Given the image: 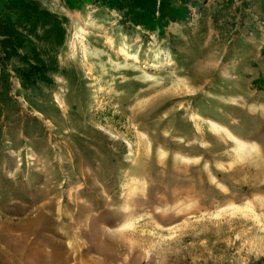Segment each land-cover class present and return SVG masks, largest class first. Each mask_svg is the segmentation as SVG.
Segmentation results:
<instances>
[{"label": "rangeland", "instance_id": "obj_1", "mask_svg": "<svg viewBox=\"0 0 264 264\" xmlns=\"http://www.w3.org/2000/svg\"><path fill=\"white\" fill-rule=\"evenodd\" d=\"M177 1L0 0V264H264V0Z\"/></svg>", "mask_w": 264, "mask_h": 264}, {"label": "trees", "instance_id": "obj_2", "mask_svg": "<svg viewBox=\"0 0 264 264\" xmlns=\"http://www.w3.org/2000/svg\"><path fill=\"white\" fill-rule=\"evenodd\" d=\"M77 1H78L77 3H80L84 0H77ZM94 1H97L98 3H103L106 6L113 7L119 11H126L127 14H130L131 16H134L137 19H141V21H146V24L150 22L152 26L155 24L156 19L157 20L160 18L165 19V17L167 18L170 16L173 17L174 19H178L181 16L178 14V12L174 13V11H177L179 7H181L180 5L182 4L179 3V1L177 0H160V2L159 0H94ZM21 5L24 6V3H21ZM26 8L27 7H24V10L21 9L23 14L25 15L24 19L32 21L31 16L37 13L36 8H34L32 11H29ZM156 12H158L159 14L158 16H156ZM37 14L41 15L40 12H38ZM6 20L7 21L5 22L4 26L2 25L3 30H0V34L5 36L6 39H9L8 37L14 36L13 33L15 30L11 31L12 23L10 18L7 17ZM8 41L9 40H7L4 43V45H9L11 49L13 48L15 49L13 44L10 45ZM43 73L44 70L42 68H38V67L36 68V66L28 65L26 68H23L21 70L19 74V78L21 79L22 84L26 85L27 79H30L31 81L35 82L37 78L42 77Z\"/></svg>", "mask_w": 264, "mask_h": 264}]
</instances>
